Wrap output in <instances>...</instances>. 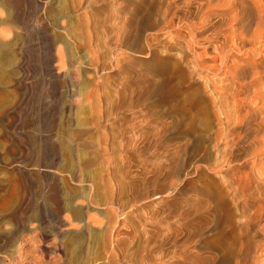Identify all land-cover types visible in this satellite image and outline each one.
I'll use <instances>...</instances> for the list:
<instances>
[{
    "label": "rangeland",
    "instance_id": "1",
    "mask_svg": "<svg viewBox=\"0 0 264 264\" xmlns=\"http://www.w3.org/2000/svg\"><path fill=\"white\" fill-rule=\"evenodd\" d=\"M79 1L85 0H0V21L2 18L6 19L4 24L0 23V264L108 263L111 246L98 243L111 215L110 206L105 203L106 189L99 177L103 168L101 155L96 148L82 147V150L79 148L75 151L69 142L70 134L75 130L77 132L94 128L95 112L99 110L98 113L103 114L104 106L109 111L110 119L114 117L111 114L117 111L123 116H129L126 127H139L138 130L144 133L154 132L155 127H159V130L164 128L160 130L161 139L156 146H148L141 154H129L135 164L147 163L150 167L154 164L160 167L161 164L166 166L168 159L172 162L171 170L168 171L170 177H160L161 183L156 181L146 188L142 187L136 193L137 199L133 207L130 197L124 192L120 195L119 203L112 207L115 210L114 215L124 222V231L128 233L123 236L121 242L122 252L132 258L139 255L144 232H157L164 225L161 223L163 216L160 214L163 208L173 214L171 220H166L172 222L178 218L186 223L181 228L183 227V231L190 230V236L193 238L190 247L197 257L215 255L211 248H201L199 240L211 239L214 234L217 235L221 226L218 224L219 219L214 217L215 213L224 212L237 204L232 191V179L237 173H234L233 166L237 167L243 176L260 167L254 171L253 178H249L254 182L255 191L261 190L259 192L264 194V174H260L261 166L253 165L256 155L264 151V130L261 135H257L256 131L254 133V130L249 133L246 143L234 148L236 155H239H235L234 163L229 165L226 160L229 147L222 137L223 131H220L224 130V127H221L224 117L220 114L222 109L218 104L217 91L213 90L214 87L220 86L222 78L219 77L228 65L238 61L237 64L251 66V71L244 78L245 82L241 80L242 92L238 89L237 96L243 99L247 97L248 105L245 103L243 110L247 107L246 112L250 110L256 121L264 118V0H183V5L182 0H164L167 4L163 0H99L100 4L96 3L97 0H94L95 3L93 0H86V3L83 2L85 4L77 7ZM170 1L175 4L168 15L165 9ZM197 7L203 10L198 8V12ZM259 12L263 15L260 16ZM90 14L96 21L93 28L85 25L88 17H91ZM83 15L87 17L86 20ZM178 16L180 19L175 18ZM124 23L130 24H126L127 32L130 33V44L116 48L112 37L117 32H122ZM257 26L261 29L258 30ZM244 27H250L252 31L247 29L246 32ZM3 28L7 29V36L1 35ZM256 29L258 31H255ZM240 31H243V34ZM87 33L97 35L95 39L97 38V44L101 47L98 53V64H101L99 68L93 65L89 58L88 54L92 50L85 46L86 36H90ZM244 33L248 34L249 38ZM188 35H191V39ZM140 36L143 39H140ZM220 36L224 37L223 41L219 39ZM255 36H258V41ZM134 42L138 44L131 47ZM225 42H230L231 47L234 45L238 50L235 47L230 48ZM205 47L209 50L203 49ZM220 52L224 54L221 56ZM120 53H125L126 56ZM60 55L64 59H61ZM197 55H200V58L197 59ZM191 56L192 58H189ZM206 60L207 64L204 62ZM214 60L218 62L214 64ZM211 61L213 64H210ZM203 67L204 70H201ZM217 67L219 68L216 70ZM249 91L255 94H249ZM116 106H122V109L117 110ZM192 114L195 115L194 118ZM112 127L117 130L119 123L113 120ZM259 129H264V124ZM91 135L98 136L96 133ZM255 135L257 136L252 137ZM195 143L198 146H195ZM170 153L176 161L172 156L165 157ZM187 161L191 163L188 164ZM178 163L180 165L177 170ZM239 163L241 164L238 165ZM114 165H120L118 156L114 159ZM246 174L245 177L248 176ZM122 186L125 188L124 183ZM155 192L157 194L153 195ZM237 220L241 223L243 219ZM262 222L256 228L263 233L257 236L258 243L254 242L257 253L253 250L255 253L251 256V260H258L256 264H260L264 259V221ZM177 225L171 226L177 229ZM195 245L198 247H194Z\"/></svg>",
    "mask_w": 264,
    "mask_h": 264
},
{
    "label": "bare ground",
    "instance_id": "2",
    "mask_svg": "<svg viewBox=\"0 0 264 264\" xmlns=\"http://www.w3.org/2000/svg\"><path fill=\"white\" fill-rule=\"evenodd\" d=\"M119 1V0H118ZM123 1V0H122ZM127 1V0H126ZM132 1V0H131ZM186 1V0H185ZM258 1V0H257ZM260 1V0H259ZM86 3V0L83 1ZM82 1H79L77 2V7L85 4L83 3ZM94 2V0H93ZM113 2V1H111ZM136 2V1H135ZM134 2V3H135ZM160 2V1H159ZM164 2V0H163ZM162 2V5L167 4L166 1L163 3ZM193 2V0H192ZM87 3H89L87 1ZM95 3V2H94ZM96 3H99V0L96 1ZM114 3V2H113ZM142 4V2H140ZM144 3V2H143ZM147 3V1H146ZM150 3V1H149ZM155 3V2H154ZM177 3V2H176ZM259 3V2H258ZM100 4V3H99ZM98 4V5H99ZM116 4V3H115ZM120 4V3H119ZM175 3L173 2H168V6H167V9H165V13L166 14H170L172 12V9H173V5ZM181 4V2H180ZM193 4V3H192ZM195 4V2H194ZM193 4V5H194ZM95 5V4H94ZM177 5V4H176ZM183 5V0H182V4ZM181 5H179L178 7H180ZM191 5V4H189ZM188 5V6H189ZM192 5V6H193ZM196 5V4H195ZM200 5V4H199ZM201 5H204V4H201ZM233 5V4H232ZM262 5V4H261ZM145 6V5H144ZM231 6V5H230ZM239 6V5H238ZM135 7V6H134ZM162 7V6H160ZM160 7L158 9H160ZM186 7H187V3H186ZM202 7V6H200ZM83 8V7H82ZM150 8V6H149ZM149 8H148V11H149ZM152 8V7H151ZM164 8V6H163ZM181 8V7H180ZM185 8V7H184ZM199 7H197V11L200 9H198ZM203 8V7H202ZM205 8V7H204ZM258 8V7H256ZM261 8V7H260ZM264 8V7H263ZM182 9V8H181ZM192 9V8H191ZM255 9V8H254ZM253 9V10H254ZM154 10V8H153ZM157 10V8L155 9ZM189 10V9H187ZM195 10V9H194ZM203 10V9H200V11ZM252 9H250L251 11ZM258 10V9H257ZM263 10V9H262ZM147 11V10H146ZM162 11V10H161ZM159 10V12H161ZM192 11V10H191ZM198 11V12H200ZM264 11V10H263ZM136 12V11H135ZM150 12V11H149ZM158 12V13H159ZM163 12H164V9H163ZM193 12V11H192ZM191 12V13H192ZM252 12V11H251ZM255 12V11H254ZM258 12V11H257ZM2 13V12H1ZM145 13V12H144ZM174 13V12H173ZM185 13V12H184ZM188 13V12H186ZM196 13V11L194 12ZM249 13V12H248ZM256 13V12H255ZM261 12H259L260 14ZM263 13V12H262ZM139 14V13H138ZM164 14V13H163ZM165 14V15H166ZM200 14V13H199ZM238 14V13H237ZM237 14L235 16H237ZM258 14V13H257ZM2 15V14H1ZM86 16H88L87 14H85ZM144 16L146 14H143ZM156 15H159V14H156ZM186 15V14H185ZM193 15V14H192ZM191 15V16H192ZM196 15V14H195ZM198 15V14H197ZM255 15V14H254ZM263 15V14H260V16ZM84 16V15H83ZM82 16V17H83ZM91 17H88L89 20L87 19V22L85 23L86 27H91L93 28L95 26V20L92 18L94 16H92L90 14ZM149 16V15H148ZM161 16V15H160ZM164 16V15H163ZM175 16V14H174ZM188 16V15H187ZM200 16V15H199ZM205 16V15H204ZM85 17V16H84ZM151 17V16H149ZM159 17V16H158ZM173 17V15H172ZM180 16L178 17H175V18H179ZM185 17V16H184ZM189 17V16H188ZM194 17V16H193ZM197 17V16H195ZM248 17V16H247ZM252 17V16H250ZM87 17H85V20H86ZM145 18V17H144ZM165 18V17H164ZM187 18V17H185ZM191 18V17H190ZM189 18V20H190ZM201 18V17H200ZM203 18V16H202ZM201 18V19H202ZM253 18V17H252ZM251 18V19H252ZM256 18V16H255ZM259 18V17H258ZM143 19V18H142ZM149 19V18H148ZM163 19V17L161 18ZM167 19V18H166ZM168 19H169V16H168ZM180 19V18H179ZM177 19V21L179 20ZM184 19V18H183ZM199 19V18H198ZM234 19V18H233ZM262 19V18H261ZM83 20V19H82ZM151 20V19H150ZM148 20V21H150ZM154 20V18H153ZM172 20V19H171ZM169 20V21H171ZM174 20V19H173ZM176 20V19H175ZM186 20V19H185ZM235 20H236V17H235ZM253 20V19H252ZM256 20V19H255ZM260 20V18H259ZM6 19L2 18L0 23H5ZM84 21V20H83ZM140 21V20H139ZM147 21V19H146ZM159 21V20H158ZM162 22L164 20H161ZM184 21V20H183ZM182 21V22H183ZM192 21V20H191ZM202 21V20H201ZM262 21V20H261ZM106 22V21H105ZM125 22V21H124ZM144 22V20H143ZM181 22V24H182ZM185 22V21H184ZM210 22V21H209ZM250 22V21H248ZM247 22V23H248ZM255 22V21H254ZM120 23V22H119ZM141 23V22H140ZM165 23V21H164ZM169 23V22H168ZM173 23V22H172ZM175 23V21H174ZM190 23V22H188ZM197 23V21H196ZM205 23V21L203 22ZM231 23V22H230ZM236 23V22H235ZM237 23L238 20H237ZM252 24V22H250ZM248 23V24H250ZM261 23V22H260ZM116 25L118 24L117 22L115 23ZM126 24H129V23H124V27L122 29V32L119 31L117 32V34L112 37L113 40L115 41V45H116V48H122V47H125L126 45H129V41H130V33L128 34V30L126 28ZM137 25H139L137 22H136ZM157 24V23H156ZM167 24V23H166ZM178 24V23H177ZM176 24V25H177ZM194 25V23H192ZM233 24V23H232ZM242 24V23H241ZM244 24V23H243ZM246 24V22H245ZM258 24V22H257ZM84 25V24H82ZM122 25V24H121ZM141 25V24H140ZM144 25V23H143ZM207 25V24H206ZM240 25V24H239ZM4 26V25H2ZM1 26V27H2ZM113 26V25H112ZM130 26V24H129ZM164 26V25H163ZM178 26V29H179V24L177 25ZM186 26V25H185ZM195 26V25H194ZM209 26V25H208ZM250 26V25H249ZM254 26V24H253ZM260 26V25H259ZM115 27V26H114ZM117 27V26H116ZM122 27V26H121ZM140 27V26H139ZM142 27V26H141ZM146 27V26H145ZM145 27H144V30H145ZM175 27V25L173 26ZM184 26H182L183 28ZM202 27V26H201ZM248 27V26H247ZM251 27V26H250ZM247 28L249 29L250 31L251 28ZM258 27V26H257ZM256 27V28H257ZM264 27V26H263ZM88 28V29H89ZM187 28V26H186ZM204 28V27H203ZM211 28H212V25H211ZM210 28V29H211ZM239 28V27H238ZM237 28V29H238ZM259 28L261 29V27H258V30ZM136 29V28H135ZM177 29V27H176ZM191 29H193L191 27ZM199 29V28H197ZM208 29V28H206ZM245 31L247 30L245 27H244ZM9 30V29H8ZM92 30V29H91ZM111 30V29H110ZM119 30V29H118ZM132 30V29H131ZM138 30V29H137ZM168 30V29H167ZM182 30V29H180ZM188 30V29H186ZM195 30V28H194ZM201 30V29H200ZM242 30V29H241ZM257 29L255 31H258ZM264 30V29H263ZM142 31V30H141ZM175 31V30H174ZM179 31V30H178ZM192 31V30H190ZM189 31V32H190ZM197 31V30H196ZM210 31V30H209ZM237 31V30H236ZM248 31V30H247ZM246 31V32H247ZM95 32V30H94ZM133 32V31H132ZM137 32V31H136ZM183 32V31H182ZM198 32V31H197ZM234 32V31H233ZM242 32L243 34V31H240ZM7 33V29L3 28L1 30V35L2 36H7L6 35ZM111 33V32H110ZM137 33H140L137 32ZM188 33V32H187ZM192 33V32H191ZM200 33V31H199ZM208 33V32H207ZM206 33V34H207ZM216 33V32H215ZM218 33V32H217ZM250 33V32H249ZM258 33V32H256ZM261 33V32H259ZM258 33V34H259ZM9 34V33H8ZM89 33H87L88 35ZM136 34V33H135ZM147 33H145L146 35ZM169 34V33H168ZM171 34V33H170ZM198 34V33H197ZM195 34V35H197ZM203 34V32H202ZM205 34V33H204ZM232 34V32H231ZM235 34V33H234ZM238 34V33H237ZM236 34V35H237ZM245 34V33H244ZM251 34V33H250ZM10 35V34H9ZM90 36H86L87 39L86 40V44L85 46H87L89 49H91V53L88 54L91 59V62L93 63V65H95L96 67H100L101 64H98V58L100 55H98V53L100 52V48L97 44V41L95 39V37L97 36H93L91 34H89ZM108 35V34H107ZM141 35V34H140ZM148 35V34H147ZM176 35V34H175ZM209 35V34H208ZM212 35V34H211ZM225 34H223L224 36ZM229 35V34H228ZM226 35V36H228ZM240 35V34H238ZM246 35V34H245ZM263 35V34H261ZM93 36V37H92ZM136 36V35H134ZM184 36V34H183ZM189 36V35H188ZM187 36V37H188ZM194 36V35H193ZM192 36V38H193ZM200 36V35H199ZM243 35H241L242 37ZM107 37V36H106ZM141 37V36H140ZM143 37V35H142ZM140 38V39H143V38ZM157 37V35H156ZM171 37V36H170ZM178 37V36H177ZM182 37V36H181ZM190 39H191V35L189 36ZM221 37V36H220ZM225 37V36H224ZM223 37V38H224ZM234 37V36H233ZM245 37V36H244ZM247 38L248 37V34L246 35ZM245 37V38H246ZM256 37V36H255ZM255 37H254V40H255ZM258 37V36H257ZM257 37H256V40H257ZM260 35H259V39H260ZM111 38V40H112ZM135 37H133L134 39ZM154 38V37H153ZM169 38V37H168ZM174 38V37H172ZM183 38H186V37H183ZM183 38H180V39H183ZM195 38H198L195 36ZM219 38V37H218ZM223 38H219V39H222L223 41ZM240 38V37H239ZM253 38V37H252ZM160 39V38H159ZM189 39V38H188ZM200 39V38H199ZM211 39V38H210ZM226 39V38H225ZM224 39V40H225ZM233 39V38H231ZM236 39V38H234ZM262 39V38H261ZM132 40V39H131ZM135 40V39H134ZM154 40V39H153ZM195 40V39H194ZM206 40V38H205ZM214 40V39H213ZM211 40V41H213ZM240 41V39H238ZM255 40V41H256ZM3 41V40H2ZM139 41V40H138ZM141 41V40H140ZM170 41V40H169ZM180 41V40H179ZM179 41H177L178 43H180ZM198 41V40H197ZM215 41V40H214ZM219 41V40H218ZM238 41V42H239ZM242 41V40H241ZM249 41V39H248ZM253 41V40H252ZM258 41V40H257ZM261 41V40H260ZM1 42V41H0ZM98 42H99V39H98ZM132 42V41H131ZM182 42V41H181ZM187 42V40H186ZM196 42V41H195ZM201 42V41H199ZM228 42V40H227ZM108 43V42H107ZM106 43V44H107ZM114 43V42H112ZM188 43V42H187ZM190 43V42H189ZM188 43V44H189ZM193 43V42H192ZM191 43V44H192ZM217 43V42H216ZM226 43V42H225ZM230 43V42H229ZM229 43H226V44H229ZM243 43V42H242ZM244 43H246L244 41ZM243 43V44H244ZM252 43V42H251ZM262 43V42H261ZM5 44V42H4ZM9 44V43H8ZM7 44V45H8ZM111 44V42H110ZM134 43H132V45H130L131 47L133 46ZM138 42L135 44L137 45ZM184 44V43H183ZM187 45V47L189 48V46ZM190 44V45H191ZM203 44V43H202ZM208 44V43H207ZM210 44V42H209ZM213 44V43H212ZM220 44V43H219ZM231 44V43H230ZM229 44V45H230ZM241 45V42L239 43ZM253 44V43H252ZM251 44V45H252ZM3 45V44H2ZM141 45V42L139 44V47ZM171 45V44H170ZM185 45V44H184ZM205 45V43H204ZM232 45V44H231ZM230 45V48L234 49L233 47L237 48L238 50V47L234 46L231 47ZM255 45L254 44V49H255ZM84 46V44H83ZM113 46V45H112ZM192 46V45H191ZM190 46V48H191ZM194 46H197V45H194ZM193 46V47H194ZM206 46V45H205ZM226 46V45H224ZM228 46V45H227ZM238 46V45H237ZM245 46V45H244ZM258 46V45H257ZM2 47V46H1ZM129 47V46H128ZM171 47V46H170ZM173 47V46H172ZM171 47V48H172ZM208 47V45H207ZM205 47L203 49L207 50L208 48ZM215 47V45H214ZM213 47V48H214ZM240 47V46H239ZM243 47V46H242ZM5 48V47H4ZM111 48V47H110ZM138 48V47H137ZM150 48V47H149ZM152 48V47H151ZM184 48V47H182ZM180 48V49H182ZM207 48V49H206ZM218 48V46H217ZM227 48V47H226ZM249 48V47H248ZM9 49V48H7ZM87 49V48H86ZM99 49V51H98ZM136 49V48H135ZM143 50V48H141ZM192 49V48H191ZM195 49V47L193 48ZM198 49V48H197ZM200 49V47H199ZM211 49V48H210ZM215 49V48H214ZM225 49V47H224ZM252 49V48H251ZM258 49V48H257ZM256 49V50H257ZM5 50V49H4ZM121 50V49H120ZM123 50V49H122ZM134 50V48H133ZM152 50V49H151ZM183 50V49H182ZM181 50V51H182ZM209 50V49H208ZM213 50V49H212ZM211 50V51H212ZM228 50V48H227ZM226 50V51H227ZM231 50V49H230ZM2 51V50H1ZM90 51V50H89ZM124 51V50H123ZM122 51V52H123ZM132 51V50H131ZM153 51V50H152ZM151 51V52H152ZM191 51V50H190ZM199 51V50H198ZM204 51V50H203ZM222 51V50H221ZM235 51V50H234ZM249 51V49H248ZM126 52V50H125ZM189 52V50H188ZM195 52V51H194ZM257 52V51H256ZM255 52V53H256ZM59 53V52H58ZM57 53V55H58ZM157 53V52H156ZM198 53V52H197ZM221 53V52H220ZM219 53V54H220ZM250 53V51H249ZM254 53V52H253ZM3 54V53H2ZM122 55H124L125 53H120ZM128 54V52H127ZM152 54V53H151ZM155 54V53H154ZM199 54V53H198ZM214 54H215V51H214ZM223 53H221V56H222ZM121 55V56H122ZM133 55V54H132ZM203 55V54H202ZM232 55V53H231ZM229 55V56H231ZM117 56V55H116ZM126 55H124L125 57ZM131 56V55H130ZM158 56V55H157ZM197 59L200 58L199 56L200 55H197ZM207 56V55H206ZM119 57V56H118ZM129 57V56H128ZM154 57V56H153ZM161 57V56H160ZM187 57V56H186ZM196 57V56H194ZM203 57V56H202ZM216 57V56H215ZM219 57V55H218ZM225 57V55H224ZM227 57V56H226ZM235 57H237L235 55ZM244 57V56H243ZM60 58L62 59V55H60ZM189 58H192L189 57ZM205 58V57H204ZM246 58V57H245ZM60 59V60H61ZM64 59V58H63ZM120 58H118L119 60ZM123 59V58H122ZM128 59V58H127ZM160 59V58H159ZM195 61L197 62L196 58H194ZM207 59V58H205ZM225 59V58H223ZM234 59V57H233ZM237 59V58H236ZM240 59V57H239ZM243 59V58H242ZM249 59V58H248ZM193 60V59H192ZM204 60V59H203ZM211 60V59H209ZM244 60V59H243ZM242 60V61H243ZM116 61V60H115ZM130 61V60H129ZM189 61V59H188ZM194 61V62H195ZM207 61H204L206 62L207 64ZM215 61V60H214ZM218 62V60H216ZM216 61L214 62V64L216 63ZM221 61H222V57H221ZM224 61V60H223ZM234 61V60H231V62ZM63 62V61H62ZM101 62V61H100ZM104 62V61H103ZM128 62V61H127ZM183 62V61H182ZM181 62V64H182ZM213 61H211L210 64H213L212 63ZM238 62V61H237ZM236 64L233 63V64H230L226 67L225 69V72L222 73L223 77H219V78H222L220 79V86H216L214 87L213 90L216 89L217 91V95H218V104L220 106V109H222V112H220V114L224 117H222L224 119V123L222 125V121L220 122V124L222 125L221 127H224L223 129L224 130H220V131H223V138L226 140L224 142H226V145L228 149V151H226V160H227V163L230 165V164H233L234 161H235V155H236V150H234V148H237L236 146L238 145H242V143L245 142V140L248 138V135H250L252 133V131L254 130V133L256 131V134L259 135L260 133H262V131L264 129H259V127H261L263 124H264V118L262 117V119H260L259 121H256V118H254L253 115H251V112L250 110L246 112L247 110V107H246V110L244 111L243 108H244V105H246L248 103L247 101V97L245 99L240 98V96L238 97L237 96V92H239L238 89H241L243 87L242 85V82L244 80V78L247 77V73L249 71H251L250 67H248L247 65H240V64ZM246 62V61H245ZM123 63V62H122ZM131 63V62H130ZM186 63V62H185ZM184 63V64H185ZM202 63V62H201ZM226 63V62H225ZM242 63V62H241ZM250 63V62H249ZM63 64V63H62ZM189 64V63H188ZM191 64V63H190ZM196 64V63H195ZM200 64V63H199ZM209 64V65H210ZM219 64V63H218ZM104 65V63H103ZM120 65V63H119ZM221 65V64H220ZM219 65V66H220ZM224 65V64H223ZM222 65V66H223ZM227 65V64H226ZM127 66V65H126ZM131 66V65H129ZM217 66V65H216ZM216 66H213V67H216ZM103 67V66H102ZM196 67V66H195ZM209 67V66H208ZM225 67V66H224ZM197 68V67H196ZM199 68V66H198ZM219 67L216 68V70L218 69ZM104 69V68H103ZM194 69V68H193ZM201 69V68H200ZM213 69V68H212ZM215 69V68H214ZM221 69H223V67H221ZM169 70V69H168ZM201 70H204V67L201 69ZM195 71V70H194ZM213 71V70H212ZM222 71V70H221ZM220 71V73H221ZM197 72V70H196ZM204 72V71H203ZM207 72V71H206ZM253 72V71H252ZM256 72V71H255ZM254 72V73H255ZM202 73V72H200ZM211 73V72H210ZM258 73V72H257ZM256 73V74H257ZM206 74V73H205ZM250 74V73H249ZM248 74V75H249ZM199 75V74H198ZM204 75V74H203ZM211 75V74H210ZM217 75V74H216ZM260 75V74H259ZM219 75H217L218 77ZM246 76V77H245ZM250 76V75H249ZM252 76V75H251ZM254 76L253 75V79H254ZM261 76V75H260ZM259 76V77H260ZM202 77V74L201 76ZM204 77H206V75H204ZM210 76H208L209 78ZM257 77V76H256ZM252 78V77H251ZM210 79V78H209ZM215 79V78H214ZM249 79V77H248ZM257 79V78H256ZM261 79V78H260ZM168 80V79H167ZM243 80V81H241ZM250 80V79H249ZM248 80V81H249ZM255 80V79H254ZM165 81V79L163 80ZM169 81V80H168ZM172 80H170V83H171ZM211 81V80H210ZM214 81V80H213ZM248 81H246L248 83ZM251 81V80H250ZM249 81V82H250ZM260 81V80H259ZM166 82V81H165ZM209 82V81H208ZM168 83V82H167ZM166 85H171L170 83ZM216 83V82H215ZM218 84V82H217ZM251 84V83H250ZM253 84V83H252ZM257 84V83H256ZM163 85V84H162ZM210 85V83H209ZM211 85H212V81H211ZM245 85V84H244ZM263 85V84H262ZM254 86V85H253ZM252 86V87H253ZM257 86V85H256ZM255 86V87H256ZM99 87V86H98ZM162 89H163V86H161ZM161 87H159L161 89ZM168 87V86H167ZM250 87V88H252ZM101 88V87H100ZM176 88V86H175ZM212 88V86H211ZM189 89V88H188ZM244 89V88H243ZM119 90V89H118ZM175 90V89H174ZM248 90V89H247ZM161 92H163L162 90H160ZM168 91V90H167ZM177 91V90H176ZM199 91V90H198ZM196 91L194 90V93ZM231 92V93H230ZM241 92H242V89H241ZM255 92V91H254ZM98 93V92H97ZM159 94V91L157 92ZM166 93V92H165ZM173 93V92H172ZM191 93V92H189ZM198 93V92H197ZM209 93V92H208ZM244 93V92H243ZM252 93L249 91V94ZM99 94V93H98ZM102 94V93H101ZM182 94V92H181ZM245 94V93H244ZM253 94V93H252ZM255 94V93H254ZM253 94V95H254ZM100 95V94H99ZM142 95V94H141ZM216 95V94H215ZM239 95V93H238ZM242 95V94H240ZM246 95V94H245ZM244 95V97H245ZM259 95V94H258ZM180 96V95H178ZM177 96V97H178ZM252 96V95H251ZM102 97V95H101ZM216 97V96H215ZM253 97V96H252ZM98 98V97H97ZM162 98V97H161ZM159 98V99H161ZM184 98H186L184 96ZM197 98V97H196ZM262 98V97H261ZM102 99V98H101ZM182 99V98H181ZM118 100V99H117ZM215 100V98L213 99ZM107 101V100H105ZM186 101V99L184 100ZM195 101V100H194ZM252 101V100H251ZM116 102V101H115ZM164 102V101H163ZM214 102V101H213ZM100 103V102H99ZM106 103V102H105ZM120 103V102H119ZM217 103V102H216ZM246 103V104H245ZM255 103V101L253 102ZM260 103V102H259ZM93 104V102H92ZM124 104V103H123ZM126 104V102H125ZM198 104V103H197ZM203 104V103H202ZM213 104V103H211ZM215 104V102H214ZM261 104V103H260ZM95 105V104H94ZM102 105V104H101ZM117 105V104H116ZM174 105V104H173ZM193 105V104H192ZM217 105V104H216ZM248 105V104H247ZM250 105H253V104H250ZM120 106V104H119ZM119 106H116L117 110L121 107ZM200 106V105H199ZM258 106V105H257ZM93 107V106H92ZM124 107V106H123ZM195 107V106H194ZM205 107H207L205 105ZM214 107V106H212ZM218 107V106H217ZM97 108V107H96ZM95 108V109H96ZM100 109V107H98ZM97 108V109H98ZM250 108V107H249ZM254 108V107H253ZM115 109V110H116ZM122 109V108H121ZM193 109V108H192ZM216 109V108H214ZM213 109V110H214ZM260 110V108H258ZM94 110V109H92ZM116 110V111H117ZM199 110V108H198ZM256 110V109H255ZM262 110V109H261ZM99 110H97V112H95V115H94V120H93V125H94V131L92 130H79L72 134H70V138H69V142L72 144L73 146V149H75V151L79 148L82 150V147L84 148H96L97 152L101 155V159H102V163H103V168L101 170V172H99V177L103 180L102 182L104 183V187L106 189V197H105V203L107 204V206H110V212H111V215L109 217V221L108 223H106L105 225V231H104V234L103 236L98 239V243L100 242V244L102 243L104 246H111L110 248V251H109V257L108 258V263L107 264H256V262H258V260H251V256L253 254V250L256 251L257 253V249L255 248L254 249V244L255 243H258L256 242V238L257 236H260L262 235L263 233L260 232L259 230H257L256 228L261 224L263 223L262 221H264V194L262 192H259V191H255V188L253 186L254 182L252 183V181L250 180V178H253V174H255V170L257 169H254V171H251L249 172V175L245 177V174L244 176L242 175V173H240L239 169L235 166H233V170H234V173H236L235 177L232 179L233 183H232V187H233V194H234V197H235V200L237 202V204L234 206L233 205V208H229V209H226V211L224 212H216L214 217L217 218L218 220V224L221 226V228L219 229L220 231L217 233V235H213V237L211 239H202V240H199V245H201V248H211L215 255L213 256H206L204 258H199L197 257L196 253L194 251L191 250V244L193 242V238L192 236H190V230L189 231H183L181 226H184L186 223H184V221L182 222V220L180 219H173L172 222H170V217L173 216L172 214V211H167L166 209H163L160 211V214L163 216L161 218V223L164 224L160 229H158V231L156 232L155 230H147L144 232V239L140 245V250H139V255L136 257V258H132V257H127L124 252H122L123 250L121 249V242L123 241V236L127 235L128 233L126 231H124V228H123V224L124 222L122 220H119V218L114 215V211L112 209L113 206H115V204H118L119 203V198H120V195L124 192V193H127L128 196L130 197V203H133L132 207L134 206V203H136V199H137V196H136V193L139 192L141 190L142 187L146 188L148 187V185H150L151 183L155 182L156 181H160V177H166L168 175V178L170 177L168 171L170 172L171 170V167H172V162H170V159H168L167 163H166V166L163 165L161 166L162 164L160 165V167L156 166L155 164L153 166H149L147 163H140L139 165L135 164L133 160L130 159L129 157V154L130 155H134V154H141L142 152H144V150L148 147V146H156L157 143H159L160 139H161V133L160 130H163L161 127V129L159 130V127H155L156 129L154 130V132L152 131V133H144V132H141L139 127L138 129L135 128V126H131V127H126V122L129 123L128 121V118L129 116L125 115H121L120 112L117 111V113H114L111 114V116L113 115V119H110L109 118V111H107V108L104 106L102 111H103V114H101L100 112L98 113ZM101 111V110H100ZM197 111V109H196ZM217 111V109H216ZM258 111V110H257ZM200 112V111H199ZM259 112V111H258ZM98 113V114H97ZM198 113V111H197ZM254 112H252L253 114ZM257 113V112H256ZM120 114V115H119ZM196 114V113H194ZM195 116V115H194ZM193 114H192V117L194 118ZM220 117V115H218ZM197 117V116H196ZM261 117V116H260ZM191 118V119H193ZM259 118V117H258ZM200 119V118H199ZM115 121V122H118L119 123V127L117 130L113 129L112 127V121ZM194 120V119H193ZM192 120V121H193ZM197 120V119H195ZM201 120V119H200ZM222 120V119H221ZM191 121V122H192ZM202 121V120H201ZM220 121V120H219ZM131 122V120H130ZM203 123V121L201 122ZM200 124V123H199ZM191 125V123H190ZM103 126V127H102ZM137 126V125H136ZM194 127V126H193ZM154 128V127H153ZM258 128V130L256 129ZM263 128V127H262ZM218 129V128H217ZM222 129V128H221ZM220 131H218V133H221ZM164 132V131H163ZM217 132V131H216ZM93 133H96L98 134V136L96 137H93ZM250 133V134H249ZM163 135V134H162ZM221 134H219L220 136ZM254 135V134H253ZM257 135L255 136H252V137H256ZM261 135V134H260ZM218 136V135H216ZM263 137V136H262ZM201 138V136H200ZM90 139V140H89ZM220 139H221V136H220ZM251 139V138H250ZM202 140V139H200ZM253 141V140H252ZM256 141V139L254 140ZM253 141V142H254ZM260 141V140H259ZM197 142V141H196ZM222 142V141H220ZM69 143V144H70ZM218 143H219V140H218ZM246 143V142H245ZM196 144V143H195ZM248 144V143H247ZM254 144V143H253ZM202 145V144H201ZM249 145V144H248ZM195 146H198L197 144ZM216 146V145H215ZM224 147V145H222ZM245 146V145H244ZM243 146V147H244ZM250 147V146H249ZM196 148V147H195ZM203 148V147H202ZM223 148V149H225ZM199 149V147H198ZM244 149V148H243ZM242 149V150H243ZM253 149V147H252ZM204 150V149H203ZM206 150V149H205ZM170 151V150H169ZM200 151V150H199ZM252 151V150H251ZM205 152V151H204ZM222 152V151H221ZM225 152V150H224ZM223 152V153H224ZM257 152V151H255ZM254 152V153H255ZM167 153V152H166ZM169 153V152H168ZM243 153V152H242ZM177 154V153H176ZM225 154V153H224ZM248 153H246L247 155ZM239 155V154H237ZM236 155V156H237ZM245 155V154H244ZM249 155V154H248ZM252 155V154H251ZM116 156H118L120 158V165L119 167H116L114 165V159L116 158ZM173 155L170 154H167L165 157H170ZM204 156V155H203ZM205 157V156H204ZM224 157V156H223ZM254 157V156H253ZM166 158V159H167ZM174 158V157H173ZM240 158H243V157H240ZM239 158V159H240ZM250 158V156H249ZM248 158V159H249ZM175 161H176V158H174ZM190 159V158H189ZM203 159V158H202ZM245 159V158H244ZM172 160V159H171ZM177 160H178V157H177ZM180 160V159H179ZM188 160V159H187ZM192 160V159H190ZM208 160V159H207ZM224 160V158H223ZM241 160V159H240ZM250 160V159H249ZM248 160V161H249ZM86 161V159H85ZM174 161V160H173ZM205 161H206V157H205ZM204 161V162H205ZM225 161V160H224ZM237 161V160H236ZM243 161V160H242ZM241 161V162H242ZM247 161V162H248ZM88 162V161H87ZM86 162V163H87ZM92 162V160H91ZM182 162V161H181ZM188 164L191 163L189 161H187ZM203 162V161H202ZM245 163V162H244ZM176 164V163H175ZM175 164H174V167H175ZM187 164V165H188ZM236 164V163H235ZM241 163H239L238 165H240ZM251 164V163H250ZM249 164V165H250ZM260 165L261 166V172L260 174H264V151L263 152H259L257 155H256V159L254 160L253 162V165ZM80 165V164H79ZM82 165V163H81ZM80 165V166H81ZM151 165V164H150ZM179 165L180 163L177 164L176 166V169L178 170L179 169ZM228 165V167H229ZM252 165V166H253ZM88 166V165H87ZM86 166V167H87ZM90 166V165H89ZM252 166L250 168H252ZM239 167V166H238ZM258 167V166H257ZM85 168V167H84ZM230 168V167H229ZM254 168V167H253ZM260 168V167H259ZM259 168L257 170H259ZM175 169V168H174ZM176 170V172H177ZM232 171V170H231ZM249 171V170H248ZM175 172V170H174ZM182 172V171H181ZM228 172V170H227ZM230 172V171H229ZM228 172V173H229ZM247 172V171H246ZM259 171H257L258 173ZM180 173V172H179ZM232 173V172H231ZM175 174V173H174ZM178 174V173H177ZM189 174V173H188ZM259 174V173H258ZM79 175V174H77ZM257 175V174H256ZM255 175V176H256ZM173 176V175H171ZM263 176V175H262ZM180 177V176H179ZM231 177V176H230ZM250 177V178H249ZM79 178V177H78ZM182 178V177H181ZM245 178V179H244ZM171 179V178H170ZM174 179V178H173ZM172 179V180H173ZM260 179V178H259ZM264 178H262L263 180ZM166 180V179H165ZM168 180V179H167ZM255 181V179H254ZM164 182V181H163ZM162 182V183H163ZM125 184V188L122 186V184ZM158 183V182H157ZM161 183V181H160ZM173 183V182H172ZM165 184V183H164ZM157 185V184H156ZM173 185V184H172ZM256 185V184H255ZM174 186V185H173ZM230 186V185H229ZM123 187V188H122ZM176 187V186H175ZM172 188V186H171ZM174 188V187H173ZM232 189V188H231ZM257 189V188H256ZM156 190V189H155ZM223 190V189H222ZM174 191V190H173ZM231 191V192H232ZM264 191V190H262ZM219 193V192H218ZM157 193H153V195H156ZM232 194V193H231ZM151 195V196H153ZM229 195V193H228ZM149 196V195H148ZM232 196V195H230ZM224 198V196H223ZM225 198H228V197H225ZM233 198V196H232ZM229 199V198H228ZM227 199V200H228ZM231 199V198H230ZM220 202V201H219ZM226 202V201H225ZM233 202L235 203L234 199H233ZM221 204V203H220ZM227 208V207H226ZM215 209V208H214ZM225 209V208H224ZM238 210L240 211V213H238ZM215 212V211H214ZM214 218V219H215ZM237 218L239 219H243L241 223H238L239 221L237 220ZM166 219H170V220H166ZM185 219H187V217H185ZM210 220V219H209ZM161 224V225H162ZM174 224H178L177 225V229H173V227L171 225H174ZM217 224V222H216ZM192 225V224H191ZM210 226V225H209ZM188 227V226H187ZM216 226H214V229H215ZM212 230V229H211ZM198 235H201V234H198ZM212 235V234H211ZM194 237V236H193ZM197 237V236H196ZM210 237V236H209ZM262 237V236H261ZM93 241V240H92ZM96 241V240H95ZM198 242V241H197ZM255 242V243H254ZM99 245V244H98ZM193 247V246H192ZM194 247H198V245L194 246ZM260 248V246H259ZM258 248V249H259ZM193 249V248H192ZM197 249V248H196ZM196 251V250H195ZM261 251V249H260ZM183 252V253H187L186 255H181L180 253ZM259 252V251H258ZM255 253V252H254ZM261 253V252H260ZM263 254V253H262ZM264 255V254H263ZM199 256V255H198ZM256 256V255H255ZM261 257V255L259 256ZM257 256V258H259ZM107 260V259H106ZM261 261V260H260ZM264 262V259L263 261H261V263ZM260 263V264H261ZM259 264V263H258Z\"/></svg>",
    "mask_w": 264,
    "mask_h": 264
}]
</instances>
